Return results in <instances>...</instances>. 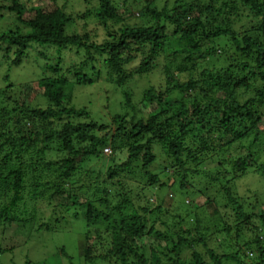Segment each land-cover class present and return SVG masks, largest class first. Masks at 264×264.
Listing matches in <instances>:
<instances>
[{
    "label": "trees",
    "instance_id": "trees-1",
    "mask_svg": "<svg viewBox=\"0 0 264 264\" xmlns=\"http://www.w3.org/2000/svg\"><path fill=\"white\" fill-rule=\"evenodd\" d=\"M20 1L0 7L15 21L14 29L0 33V45L8 42L16 49L13 59L6 50L4 58L11 60L2 76L7 84L0 87V222L12 219L22 200L33 208L47 201L55 204L52 217L70 207L80 210L88 230L80 242L86 263L98 259L94 250L107 247L100 255L107 264H264V205L259 211L245 209L246 199L235 198L231 188L247 175L264 184V0H133L123 13L114 0H98L95 17L107 31L100 43L66 34L71 19L55 0L35 5L27 0V7ZM132 17L142 24L128 23ZM33 43L44 50L83 48L85 67L102 54L107 80L119 86L158 71L164 84L149 85L140 98L158 109L144 117L126 91L125 112L110 116L113 130L80 120L90 112L69 106L65 98L71 99L73 83L100 77L94 65L92 77L68 69L72 80L63 73L44 74L16 87L9 72L19 71ZM105 145L111 149L104 153L109 154L106 170L94 165L79 174L80 165L101 158ZM159 147L166 157L154 172ZM131 175L138 178L134 193L115 180ZM166 185L185 209L176 215L177 223L189 220L192 226L183 231L187 237L172 233V239L156 228L164 220L150 221V215L167 210L152 205L148 188L163 194ZM217 192L224 197V211L215 206ZM198 194L204 203L195 208L184 203ZM204 212L217 232L202 225ZM210 240L218 242L216 250L209 248ZM185 247L192 251L191 261L182 257Z\"/></svg>",
    "mask_w": 264,
    "mask_h": 264
},
{
    "label": "rangeland",
    "instance_id": "rangeland-1",
    "mask_svg": "<svg viewBox=\"0 0 264 264\" xmlns=\"http://www.w3.org/2000/svg\"><path fill=\"white\" fill-rule=\"evenodd\" d=\"M8 1L9 0H0V7L1 4H6ZM55 1L58 6L63 8L64 13L71 19L65 27L66 34H76L81 37L83 42H89L91 40L93 42L100 43L107 38L106 29L98 23L97 18L95 17L96 8L99 6L98 0ZM114 1L117 6H119L118 9L120 13H123V10L126 8H131V4L134 3L133 0ZM20 2L26 7L27 5H30V2L27 0H21ZM40 2H44V0H34V5L39 4ZM134 10L133 12L138 11L137 9ZM139 12L141 13L142 10H139L138 14ZM123 15H125L126 19H128V16H126L125 13ZM141 22H143V20L136 17H132L130 21H128L131 25H139L142 24ZM10 27L13 29L15 28L14 19L11 18L8 11L1 10L0 33L5 30L7 31ZM52 48L44 50L37 44L33 43L31 46L29 45V48L26 51V56L23 59L24 63L21 65L22 67L19 68L18 72L15 69L9 72V77L11 81L15 83L16 87H19L24 82L37 80L44 74L61 75V73H63L67 79L72 80L74 75L69 73L68 69H75V72L81 71L84 74L88 73L90 77H92L95 73H93L90 69L94 65L98 70H100V77L87 84L78 85L77 83H73L72 91L70 93L71 99L68 100L69 97L67 99L65 98V101H67L66 103L69 106L73 105L75 108H85L87 112H90V118L88 116H84L80 118V120H94L100 124H107L109 128L113 130L115 123L111 122L110 116L116 112H125L123 104L125 100L124 93L126 91H130L132 93V102L134 105H137V107L142 109L144 117H147L149 113L158 109V106L155 103L143 104V101L140 102L142 92L146 87L153 84L155 86H161L164 84L163 77H161V74L158 71L152 72L149 77H139L129 81L126 85L119 86L107 80L108 77L106 78L107 75L105 74L106 69L100 63L103 60L102 54H95V62H85L88 64V67H85L81 64V62H83L87 57V53L83 48L79 50L74 47L66 49L63 48L60 50H58L57 47ZM6 50H8V52ZM15 50V47H10L8 42L1 44L0 62L3 59H6L4 58L6 52L9 53L10 58L13 59V52ZM10 58L8 60L6 59V61L2 62V65H0V87H4L7 84V82L2 80V76L4 74L3 72L6 70V63H9L11 60ZM52 66L55 68L52 69ZM40 92L42 93V91ZM40 98L38 102H41ZM35 103L36 102H34V104ZM126 111L130 112L129 107ZM104 152L105 151L102 150L101 158L98 160L90 161L86 164V166L80 165L79 174L85 175V170L92 168L94 165L102 171H105L107 165L106 159L109 154H104ZM156 153L157 163L150 169L154 170V172H159L163 167L160 164L163 165L166 156L163 154L160 147L156 148ZM49 154L50 158L54 157V152ZM1 156L2 154L0 153V157ZM261 158L263 161L264 150L261 152ZM117 179L125 183V189L131 188L133 193L139 190L138 178L134 175H131L129 178L119 176L115 178L116 181ZM162 179V181H168L166 177H162ZM203 181L205 180L203 179ZM262 181L261 177L247 175L242 179L236 180V182L232 184L231 188L234 192L235 198L239 199L241 202L243 201V198L246 199V202L243 203L245 209L250 211H259L262 209V205H264V184ZM215 188L216 190L218 189L217 187ZM148 189L152 193L149 195L150 201L153 203L152 205H161L163 210H167L150 215V221L152 222L154 218L164 220L165 224L157 222L156 228L162 231H168V233L171 234L170 236H172V239L176 238L175 234L172 235V233L182 234L187 237V234L183 231H186L188 228L192 230V226L188 224L189 220L181 224L177 223L178 218L176 215L182 214L183 216L185 209L180 207L183 205L177 197L174 199L172 198L173 191L168 188V185L163 187V194L159 193L156 187ZM214 192L215 190H213V193ZM221 194L222 193L219 192L216 193L215 197L217 202L215 206L218 207L220 211H224L226 207L223 208L224 203L222 202L224 197ZM163 196H166L165 200ZM196 196L197 198H195L194 201L187 197L184 203L189 204V206L192 205V207L195 208L198 203L205 202V199L201 194ZM169 199L176 204H173ZM25 202L22 200L10 213V217L12 219L9 222H0V264H90L84 261L83 254H81L80 242L88 230L86 222L78 208L70 207L67 214L63 213L62 215L59 213L58 217H52L51 215L53 214V208L55 206L54 203L48 204L47 201H41L40 203H37L35 206L36 208H33V205L28 203L26 204ZM168 202H171V204L169 205ZM230 213L231 215L228 222L233 225L235 217L231 211ZM200 218L202 219V225H208V220L210 219V215L208 213H202ZM212 224L208 226L212 227L213 232H217L216 227ZM212 234L213 236L215 235V233ZM93 241H95L94 238ZM216 243L215 241L209 242V248L216 250V246H218ZM224 248L225 246L221 249H217V252L220 253ZM196 249L199 251L205 250L200 246H197ZM106 250L107 247H98L94 250V254L98 259L91 264H107L105 260L100 258V255L105 253ZM191 252V249L185 247L182 251V257L186 261H191ZM244 252L246 253L245 250ZM247 253L250 257H252L249 251H247ZM146 254L149 256L148 251H146ZM203 257L207 262L210 261L207 254H203ZM244 260L250 262L249 259Z\"/></svg>",
    "mask_w": 264,
    "mask_h": 264
},
{
    "label": "built area",
    "instance_id": "built-area-1",
    "mask_svg": "<svg viewBox=\"0 0 264 264\" xmlns=\"http://www.w3.org/2000/svg\"><path fill=\"white\" fill-rule=\"evenodd\" d=\"M104 151H105V153H110V149L109 148H105Z\"/></svg>",
    "mask_w": 264,
    "mask_h": 264
},
{
    "label": "clouds",
    "instance_id": "clouds-1",
    "mask_svg": "<svg viewBox=\"0 0 264 264\" xmlns=\"http://www.w3.org/2000/svg\"><path fill=\"white\" fill-rule=\"evenodd\" d=\"M103 148H104V149H105V148H109V149H110L109 145H108V146H105V147H103ZM103 148H102V150H104ZM110 152H111V149H110ZM104 153H105V152H104Z\"/></svg>",
    "mask_w": 264,
    "mask_h": 264
}]
</instances>
